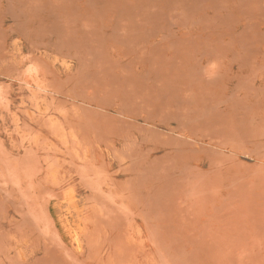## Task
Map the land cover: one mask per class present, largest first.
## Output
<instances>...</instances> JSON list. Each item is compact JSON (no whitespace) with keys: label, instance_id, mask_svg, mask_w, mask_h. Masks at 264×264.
Masks as SVG:
<instances>
[{"label":"rangeland","instance_id":"1","mask_svg":"<svg viewBox=\"0 0 264 264\" xmlns=\"http://www.w3.org/2000/svg\"><path fill=\"white\" fill-rule=\"evenodd\" d=\"M0 264H264V0H0Z\"/></svg>","mask_w":264,"mask_h":264},{"label":"bare ground","instance_id":"2","mask_svg":"<svg viewBox=\"0 0 264 264\" xmlns=\"http://www.w3.org/2000/svg\"><path fill=\"white\" fill-rule=\"evenodd\" d=\"M70 202V201H69ZM70 235H71V239H72V242L74 243V246L78 249L80 248V239H78L79 237L77 236L76 233H73L72 230H70ZM82 249V248H81Z\"/></svg>","mask_w":264,"mask_h":264}]
</instances>
